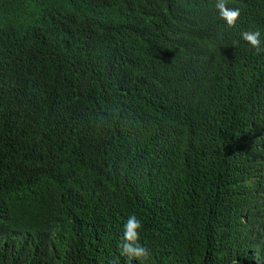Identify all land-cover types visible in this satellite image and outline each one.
I'll return each instance as SVG.
<instances>
[{"label": "trees", "instance_id": "1", "mask_svg": "<svg viewBox=\"0 0 264 264\" xmlns=\"http://www.w3.org/2000/svg\"><path fill=\"white\" fill-rule=\"evenodd\" d=\"M215 4L0 0V264H264V170L259 197L239 183L264 145V56ZM198 60L236 116L175 92ZM131 214L142 260L120 255Z\"/></svg>", "mask_w": 264, "mask_h": 264}, {"label": "clouds", "instance_id": "2", "mask_svg": "<svg viewBox=\"0 0 264 264\" xmlns=\"http://www.w3.org/2000/svg\"><path fill=\"white\" fill-rule=\"evenodd\" d=\"M263 0H235L229 4L227 0H216L215 7L220 19L219 23L226 22L228 26H234L240 22L241 18H245L243 26L250 25L249 29L241 33V38L251 45L252 49L257 53H262L264 56V3ZM245 4L249 8H258V12L251 14H241L238 4ZM209 15H202L201 17L206 20ZM216 15H210L209 19H215ZM255 27V28H253ZM220 28V27H219ZM223 30V29H222ZM225 34L231 31L223 30ZM219 48V46H218ZM193 70L188 71L187 75H182L180 80L173 89L181 97L185 96L187 90L199 87V94L194 98H189L190 101L201 106H215L210 108L220 118L236 116L237 102L233 101L230 95L235 92L234 86H229L226 82L220 87V81L214 84L206 83L201 77L205 72V65L203 60H198ZM203 64V65H201ZM214 76V75H213ZM233 85V84H232ZM218 104L220 105L218 107ZM181 104H173L174 113L180 108ZM188 125L186 133L188 136L204 141L210 134L213 123L200 113H192L188 117ZM246 150L242 158H247L250 162V167L242 166V175L239 183H242L243 196L259 197V184L261 181L262 170H264L262 160L264 157V145L254 144ZM260 146V147H259ZM252 160V161H251ZM218 164L226 165L228 162H221L220 159L215 160ZM261 166V167H260ZM215 180V179H214ZM264 196H261L260 205L264 211ZM245 198H243L244 200ZM143 228L142 221L135 215L128 216L124 224L123 239L119 244L120 255L129 259L142 260L149 255V250L140 243V231Z\"/></svg>", "mask_w": 264, "mask_h": 264}]
</instances>
